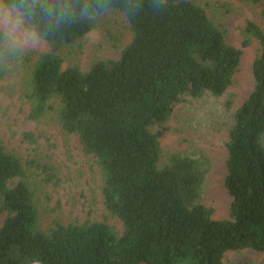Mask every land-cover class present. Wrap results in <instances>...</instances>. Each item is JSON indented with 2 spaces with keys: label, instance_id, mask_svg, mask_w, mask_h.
<instances>
[{
  "label": "trees",
  "instance_id": "obj_1",
  "mask_svg": "<svg viewBox=\"0 0 264 264\" xmlns=\"http://www.w3.org/2000/svg\"><path fill=\"white\" fill-rule=\"evenodd\" d=\"M2 1L45 47L6 50L0 31V79L10 64L27 71V117L38 121L52 112L65 133L78 137L101 169L105 207L124 231L91 219L42 229L23 161L0 139V264H226L227 251L246 248L263 254L264 264V28L258 18L246 20L242 41V47L252 37L260 42L255 84L235 109L229 88L243 49L198 0ZM248 1L264 21V0ZM109 10L123 13L132 32L119 57L99 58L87 69L65 66L64 48ZM180 104L200 127L227 134L229 218H215L202 202L211 163L203 148L170 150L161 162L164 124ZM24 135L35 141L33 132ZM239 263L255 264L249 256Z\"/></svg>",
  "mask_w": 264,
  "mask_h": 264
},
{
  "label": "rangeland",
  "instance_id": "obj_2",
  "mask_svg": "<svg viewBox=\"0 0 264 264\" xmlns=\"http://www.w3.org/2000/svg\"><path fill=\"white\" fill-rule=\"evenodd\" d=\"M209 14L227 30L230 41L243 49L241 62L230 91L236 93L235 109L247 99L255 80L253 62L260 52V42L252 37L251 44L242 47L245 23L249 18L259 19L258 8L248 0H198ZM0 31L7 35L6 50L14 45L27 49L43 50L45 45L37 34L24 26L20 12L0 0ZM132 32L123 13L109 10L99 16V24L87 36L64 48L65 66L78 64L87 69L99 58L119 57L122 48L131 41ZM10 67V68H9ZM0 79V139L7 149L18 155L26 168L29 186L39 208V225L49 230L57 222L67 224L87 219L105 221L121 235L122 220L112 214L104 204L102 172L91 155H86L75 134L65 133L54 113L41 120L29 119L31 107L24 95L27 71L11 70ZM197 104V102H196ZM187 105L180 104L164 124L160 138L162 163L170 150H187L197 145L210 156V167L202 189V202L214 209V217L229 218L232 198L224 178L227 173V134L200 127ZM190 124V125H189ZM33 132L30 141L24 132ZM32 161L45 169L34 166ZM47 176H51L48 181ZM245 256L260 264L263 254L251 248L229 250L224 256L226 264H240Z\"/></svg>",
  "mask_w": 264,
  "mask_h": 264
}]
</instances>
